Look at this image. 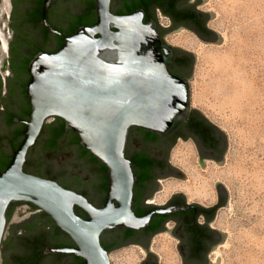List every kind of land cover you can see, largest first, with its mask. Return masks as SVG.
Masks as SVG:
<instances>
[{"label": "water", "instance_id": "1", "mask_svg": "<svg viewBox=\"0 0 264 264\" xmlns=\"http://www.w3.org/2000/svg\"><path fill=\"white\" fill-rule=\"evenodd\" d=\"M56 1H59L57 6L62 17L58 23L66 27L67 23L84 13L88 0H44L42 23L54 32L57 31L48 23L47 12ZM111 4L112 0H96L98 20L94 25L81 26L65 38L59 50L54 53L40 52L30 62L31 80L26 87L32 107L30 121L24 131L23 142L0 174V254L2 249L3 258L4 243L10 237L4 241L9 224L7 213L12 203H16L13 212L22 205L18 202L37 206L76 244V248H48L46 254H73L84 259L85 264H113L110 253L101 242L103 232L120 227L139 230L150 225L154 214L167 215L185 209L158 208L144 216L135 214L132 206L137 176L132 161L127 157V150L132 128L169 137L187 122L193 110L189 80L193 79L196 55L193 53L195 63L192 73L175 66V71L186 78L173 74L174 48L179 47H172L165 37L163 39L159 30L161 25L155 20L145 23L142 9L131 14H114ZM114 8H121V0L115 2ZM208 13L212 15L210 20L215 18L214 12ZM215 34L213 43H220L222 38L217 32ZM19 100L24 106L27 104L23 96ZM21 102L13 103V109L19 110ZM1 109L2 106L0 136L11 138L19 126L11 128ZM52 118L62 119L67 130L79 135L81 145L108 168V196L102 208H96L84 195L56 181L25 172L29 150ZM219 130L227 146L221 162H215L223 165L228 152V138L224 131ZM132 138V153L135 152L134 147L144 146L151 151L155 148L154 145H144V135L136 130L132 132ZM68 145L69 142L65 141L58 152L44 151L45 159L51 161L54 167L33 162L29 169L51 174L64 185L85 190L87 186L84 183L91 177L100 179L105 172L85 158L78 147L69 149ZM38 148L33 152L34 158L39 153L36 151ZM13 150L14 145H8V154ZM171 151L168 153L169 160ZM199 161L205 167V162L200 158ZM170 165L174 170L173 177L186 180L182 171ZM77 176L81 177V181L76 179ZM216 186L218 194L222 192L225 195L223 207L228 206L227 189L220 182ZM162 188L160 184L155 193ZM76 207L81 208L88 218L79 216ZM29 211L35 209L30 208ZM38 214L41 212L32 216ZM18 224L11 226L10 235L13 234V226ZM221 236L223 243L226 234L221 232ZM66 241L70 242L69 239Z\"/></svg>", "mask_w": 264, "mask_h": 264}, {"label": "flooded vegetation", "instance_id": "2", "mask_svg": "<svg viewBox=\"0 0 264 264\" xmlns=\"http://www.w3.org/2000/svg\"><path fill=\"white\" fill-rule=\"evenodd\" d=\"M116 1L112 0L111 4V10L114 14H131L142 9L144 10V22L148 23L155 20L158 25H160V17L166 18L169 21V26L159 28L163 39L168 34L186 29L198 39L212 43L215 41L216 34L208 26L212 15L201 8L205 0H149L147 5L141 7H136L139 0H121V8L115 9ZM40 2L41 0H14L12 5V22L10 20L11 15L9 18V30L12 35L8 42L6 59L2 65L0 64V106H2V114L6 115L11 123L10 127L19 126V128L15 130V134L11 138L0 136V164L10 158L11 162L14 152L25 138L24 131L27 128V122L30 121L32 110L26 88L31 80L30 62L40 52L54 53L59 50L63 46L65 38L73 34L72 30L79 18L78 16L67 23L66 27L61 26L58 23V20L62 19L60 9L57 6L59 1H56L47 12V21L57 32L51 31L42 23L44 1L42 6ZM2 46L3 41L0 33V51ZM174 49L175 58L185 59L189 66L193 63V57L189 55V53L193 54L192 52L180 48ZM171 69L173 74L186 78L185 75L175 71L174 64ZM22 96L27 102V106H24L23 102L19 100ZM18 101L21 102L18 105L22 106L19 107V110H14L12 105ZM190 116H192L191 119L200 118L202 120L201 125L206 128L205 134L194 131L192 122L187 120L174 134L169 137H162L165 139L161 146H155L152 151L141 146L134 147L135 152L132 153L130 147L133 142L132 132L136 130L144 136L146 133L143 129H131L127 154L131 157L136 154L145 155L150 157L154 163L151 180L140 183L137 177L135 182L132 206L135 214L139 217L144 216L158 208L182 207L185 209L167 215L154 214L150 225L139 230L120 227L103 232L101 242L110 255L114 251L136 245L146 252L142 264H162V257L154 250V244L159 236L169 233L177 240L176 250L181 264H210L213 261L212 257L215 250L222 241L220 230L214 226L215 217L224 206L221 204H225V195L222 192L217 195V202L210 206L190 202L182 194H174L163 204L152 201L161 180L173 177L174 170L170 165L168 153L177 142L181 140L192 142L202 162L207 160L221 162L224 156L226 142L221 131L212 128L200 115L190 113ZM13 118L14 120H12ZM53 119L54 122L51 124H45L35 145L30 148L24 166L25 172L56 181L61 186L84 195L96 208H102L108 196V177L103 176L100 179L91 177L84 183L87 188L82 190L64 185L58 177L51 174H43L29 169L33 162L50 168L54 167L51 161L45 159L44 151L58 152L65 141L69 142V149L78 147L82 151L81 145L77 142V133L71 130H67L64 138L59 140L55 146H51L54 130L62 128L65 123L60 118ZM69 137L71 140H68ZM8 145H14V150L9 154L6 151ZM37 147L39 148L36 151L39 153L34 158L33 152ZM89 157L85 156V158ZM76 179L81 181L79 176ZM18 203L28 204L32 209H38L30 203ZM15 205L16 203L10 205L9 208L14 209ZM38 210L41 212L38 216H36L37 214L35 216L30 214L25 222L13 226V234L4 243L5 257L2 264H78L80 259L73 254L45 253L48 248H76V244L67 233L58 231V226L47 213ZM67 239L70 242H67Z\"/></svg>", "mask_w": 264, "mask_h": 264}, {"label": "rangeland", "instance_id": "3", "mask_svg": "<svg viewBox=\"0 0 264 264\" xmlns=\"http://www.w3.org/2000/svg\"><path fill=\"white\" fill-rule=\"evenodd\" d=\"M201 8L215 13L208 26L220 35V43L206 44L186 29L166 35L165 41L196 55L193 79L189 80L191 108L200 110L226 133L228 152L223 165L207 160L203 167L192 142L179 141L171 151L170 164L182 171L186 180H161L163 188L152 201L163 204L174 194H185L190 202L210 206L217 202V183H222L229 194L228 206L219 210L214 226L226 237L211 264H264V0H206ZM159 23L169 26L164 17ZM197 49L204 51L201 57ZM205 53L215 59H206ZM225 57L236 62L234 80L241 83L238 91L228 96L217 85L222 69L217 61ZM52 122L53 118L46 124ZM212 170L219 178L208 175ZM194 194L206 197L194 199ZM30 208L27 204L15 208L4 241L13 224L40 213L38 209L28 212ZM157 241L170 249L173 264H181L177 240L164 233ZM145 255L141 247L132 245L114 251L111 258L113 264H141ZM2 261L1 249L0 264Z\"/></svg>", "mask_w": 264, "mask_h": 264}, {"label": "trees", "instance_id": "4", "mask_svg": "<svg viewBox=\"0 0 264 264\" xmlns=\"http://www.w3.org/2000/svg\"><path fill=\"white\" fill-rule=\"evenodd\" d=\"M43 1L44 0H41V2H40L41 6L43 4ZM148 2H149V0H139V3L136 5V7L137 6L138 7L145 6L148 4ZM85 7L86 8H85L84 13L82 15H80L79 18L77 19L76 25H75L74 29L72 30L73 33H75L81 26L94 25L98 20V15H97V11H96V0H88L85 4ZM40 10H41V8H40ZM189 55H192V57H193V63H191L190 66L187 64V61L185 59H180V58L179 59L175 58L174 66H179L182 69H187L192 73L193 66L195 63V56H194V54H191V53H189ZM191 113L200 115L212 128L219 130V128L215 124H213L200 110L193 109ZM191 118H192V116H190L188 118V122H192V129L196 132H199V134H205L206 128L204 125H201L202 120L200 118H196V119H191ZM12 120H14V118ZM182 126H180V128ZM144 131L146 133V135L144 136V139L142 141L144 145H154L157 147L161 146V144L163 143L165 138H162V137L158 136L157 134L150 133L146 130H144ZM53 133H54V136H53V140L51 142V146H55L59 140L64 138V135H66V133H67L66 124L64 123L62 128H60V129H55ZM77 142L79 145H81V139H80L79 135H78ZM81 147H82L83 154L85 156L90 155V157H89L90 161L97 164L102 169V171L105 172L104 176L108 177V168L104 164H102L97 158H95L86 148H84L82 145H81ZM225 150H226V147H225ZM127 157L132 161L133 171H134L135 175L139 178L140 183L151 180V178L153 176L152 171L154 169V163L150 157L145 156V155L143 156L140 154H136L134 157H131L129 154H127ZM10 159L8 161H4L0 164V174L7 168V166L9 165ZM12 204H14V203H12ZM222 205H224V204H221V206ZM33 206L35 208L37 207L35 205H33ZM76 212L81 217H83L85 219L88 218V215L81 208L76 207ZM12 214H13V209L9 208L8 214H7L9 220L12 218ZM58 231L60 233L63 232L59 227H58ZM78 258L80 259V262L78 264H85L84 259H82L81 257H78Z\"/></svg>", "mask_w": 264, "mask_h": 264}, {"label": "bare ground", "instance_id": "5", "mask_svg": "<svg viewBox=\"0 0 264 264\" xmlns=\"http://www.w3.org/2000/svg\"><path fill=\"white\" fill-rule=\"evenodd\" d=\"M12 12V3L11 0H1L0 3V33L3 41V46L0 51V64L2 65L6 59L7 53H8V42L11 37V32L9 30V18ZM196 54L201 57V54H204V51L202 49L195 50ZM206 59H215L214 55H209L208 53H205ZM234 64H236L235 61L229 60V57L221 58L219 61H217V65L221 66V71L219 72L218 82V90H220L225 96L231 95L232 93H236L238 89L241 86V83L234 80V76L237 74L236 69L234 68ZM224 77H228L225 79ZM232 77V78H231ZM180 158L181 156H177L176 158ZM178 164L181 165V162L179 159L176 160ZM208 175L210 177L219 178L218 173H216L214 170L212 172H209ZM198 191L204 192L203 189L199 188ZM195 195V196H194ZM194 199H204L206 196L204 194L196 195L194 194ZM154 249L157 250V252L163 256L162 258V264H173L171 262L170 256L172 255V252L170 249H168L167 246L163 245L162 242H158L156 240L154 244Z\"/></svg>", "mask_w": 264, "mask_h": 264}]
</instances>
